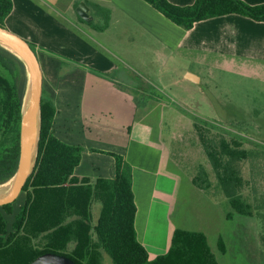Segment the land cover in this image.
Here are the masks:
<instances>
[{"label": "crops", "instance_id": "crops-1", "mask_svg": "<svg viewBox=\"0 0 264 264\" xmlns=\"http://www.w3.org/2000/svg\"><path fill=\"white\" fill-rule=\"evenodd\" d=\"M12 1L5 26L36 47L44 94L57 109L53 133L83 149L76 175L114 178L116 164L110 154L125 155L133 167L138 239L150 259L162 255L175 231L169 222L159 224L163 209L158 185L164 157L148 155L151 132L137 127V121L163 117L166 111L175 121L173 99L192 95L195 85L204 86L193 67H211L213 57L264 66V22L231 14L186 31L144 0ZM168 1L178 6L196 2ZM80 3L88 6L90 23L79 16ZM122 67L126 74L120 73ZM195 76L198 82L192 80ZM166 91L178 94L166 97ZM160 127L163 138V124ZM134 139L146 144H139L137 154Z\"/></svg>", "mask_w": 264, "mask_h": 264}, {"label": "trees", "instance_id": "trees-1", "mask_svg": "<svg viewBox=\"0 0 264 264\" xmlns=\"http://www.w3.org/2000/svg\"><path fill=\"white\" fill-rule=\"evenodd\" d=\"M144 1L186 31L199 22L231 14L264 22V3L196 0L192 5L178 6L168 0ZM12 10V0H0V27L6 28ZM29 44L37 52L35 45ZM25 84L24 64L0 46V185L14 176L19 161ZM56 112L55 103L43 91L39 157L22 192L26 199L18 213L14 208L18 200L0 207V264H32L47 253L65 255L77 264H104L105 254L111 264H220L206 234L184 229L174 231L167 253L150 259L136 230L132 165L125 155L112 153L114 178L77 176L83 149L54 135ZM194 127L217 184L201 164L192 178L193 185L208 193L212 188L221 192L232 208L229 217L261 214L264 197L255 204L247 200L244 190L248 181L242 166L264 155V150L246 148L236 137L213 134L208 124L195 122ZM96 204L101 210L95 221ZM9 216H13L12 222ZM219 248L226 252L222 238Z\"/></svg>", "mask_w": 264, "mask_h": 264}, {"label": "rangeland", "instance_id": "rangeland-1", "mask_svg": "<svg viewBox=\"0 0 264 264\" xmlns=\"http://www.w3.org/2000/svg\"><path fill=\"white\" fill-rule=\"evenodd\" d=\"M211 60V67L204 70L193 67L202 76L204 86L195 85L192 95L182 94L180 100L173 99L177 113L175 121L166 111L163 117H142L136 124L150 129L148 155H155L156 159L164 157L158 185L163 209L159 224L169 222L173 230L206 234L220 264H264V211L253 216L233 214L229 217L232 208L221 192L212 188L208 193L192 183L198 166L202 164L214 185L217 184L213 168L199 142L195 122L208 124L213 134L241 139L246 148L264 150V66L238 63L234 57L225 60L213 57ZM122 68L120 73L126 74ZM120 73L117 72L116 76ZM175 92L166 91V97L177 96ZM167 102L171 104L169 99ZM161 124L163 138L159 137ZM133 143V151L137 154L141 141L134 139L132 147ZM242 171L248 181L244 195L250 203H258L257 199L264 197V155L245 162ZM25 199L26 194L22 193L14 204L16 213ZM100 210V204L94 205L95 221ZM8 219L12 222L13 216ZM220 238L224 241L225 253L219 248ZM171 243L161 254L169 251ZM148 245L152 247V244ZM104 264H111L106 254Z\"/></svg>", "mask_w": 264, "mask_h": 264}, {"label": "water", "instance_id": "water-1", "mask_svg": "<svg viewBox=\"0 0 264 264\" xmlns=\"http://www.w3.org/2000/svg\"><path fill=\"white\" fill-rule=\"evenodd\" d=\"M77 12L87 23L93 20L85 3L79 4ZM0 46L24 64L26 73L21 108L19 161L14 176L7 183L0 185V207H2L18 200L38 162L42 126L43 73L37 53L25 39L0 27ZM192 80L198 82V77L195 76ZM32 264L77 263L65 255L47 253Z\"/></svg>", "mask_w": 264, "mask_h": 264}]
</instances>
